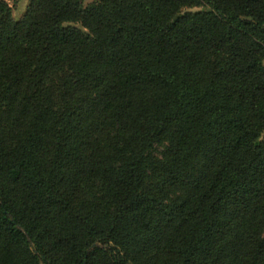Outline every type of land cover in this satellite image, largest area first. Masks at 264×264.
<instances>
[{"label":"trees","instance_id":"1","mask_svg":"<svg viewBox=\"0 0 264 264\" xmlns=\"http://www.w3.org/2000/svg\"><path fill=\"white\" fill-rule=\"evenodd\" d=\"M0 264H264V0H0Z\"/></svg>","mask_w":264,"mask_h":264},{"label":"rangeland","instance_id":"2","mask_svg":"<svg viewBox=\"0 0 264 264\" xmlns=\"http://www.w3.org/2000/svg\"><path fill=\"white\" fill-rule=\"evenodd\" d=\"M7 1L10 6L13 9V15L16 19H19L22 17V15L25 13L27 6L30 2V0H5ZM95 0H84V5L87 6L94 2ZM192 11H199L203 10V8H195L191 9Z\"/></svg>","mask_w":264,"mask_h":264}]
</instances>
